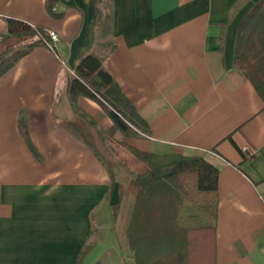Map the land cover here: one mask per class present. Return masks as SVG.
<instances>
[{
    "label": "crops",
    "instance_id": "1",
    "mask_svg": "<svg viewBox=\"0 0 264 264\" xmlns=\"http://www.w3.org/2000/svg\"><path fill=\"white\" fill-rule=\"evenodd\" d=\"M256 1L111 0V31L99 36L97 0H57L51 11L46 0H0V52L16 42L2 40L7 18L59 36L56 53L37 45L0 77V264H76L94 215L112 206L117 215V183L107 198V170L83 141L108 148L112 120L86 96L73 108L67 93L92 52L106 53L103 68L147 125L115 139L218 170L209 263L264 264V102L233 66L237 28Z\"/></svg>",
    "mask_w": 264,
    "mask_h": 264
},
{
    "label": "trees",
    "instance_id": "2",
    "mask_svg": "<svg viewBox=\"0 0 264 264\" xmlns=\"http://www.w3.org/2000/svg\"><path fill=\"white\" fill-rule=\"evenodd\" d=\"M110 2H96L106 10L102 13L100 7H95L99 36L111 31ZM56 3L57 0H46L47 10L51 11ZM6 21L2 40L15 38L16 42L0 52V77L33 47L45 45L48 38L47 29L11 18ZM102 46L108 52L114 43L107 41ZM105 54L92 52L79 60L67 93L73 108L79 96H86L99 102L112 120L107 137L114 147L113 153L98 142L83 141L107 170L110 178L107 198L111 186L117 183L119 203L115 224L120 247L131 252L133 264H210L205 246L214 231L218 170L199 155L156 154L114 138L117 132L123 137L138 136V131H147V125L103 68ZM233 66L243 72L264 102V0L254 3L237 28ZM114 89L118 95L109 98ZM67 128L82 139L72 124L68 123ZM20 129L24 132L21 124ZM26 135L24 132L29 143ZM125 204L129 209L123 216L121 209ZM111 209L114 215L115 207ZM186 209L197 210L190 219L185 218L191 224L181 219ZM81 253L82 250L76 264Z\"/></svg>",
    "mask_w": 264,
    "mask_h": 264
},
{
    "label": "rangeland",
    "instance_id": "3",
    "mask_svg": "<svg viewBox=\"0 0 264 264\" xmlns=\"http://www.w3.org/2000/svg\"><path fill=\"white\" fill-rule=\"evenodd\" d=\"M103 13L106 11L105 6ZM117 140V139H116ZM109 142V141H108ZM107 142V149L112 153L114 147ZM107 205V204H106ZM129 209V205L125 204L122 207V215H126V211ZM109 208H101L99 213L97 212L94 217V231L90 241L84 247L78 264H133L132 254L126 248H121L119 244V236L116 232L115 215H113ZM195 209H186L181 214L183 221L185 218L190 219L193 214H196ZM187 224H191V220ZM124 219H122V226ZM125 224V223H124Z\"/></svg>",
    "mask_w": 264,
    "mask_h": 264
},
{
    "label": "built area",
    "instance_id": "4",
    "mask_svg": "<svg viewBox=\"0 0 264 264\" xmlns=\"http://www.w3.org/2000/svg\"><path fill=\"white\" fill-rule=\"evenodd\" d=\"M46 33H47V37L48 38L45 41V46L49 50H51L52 52L56 53L57 52L56 43L59 40V36H58V34L54 30H51V29H47ZM143 136H145V135H143ZM261 252L264 254V246L261 248Z\"/></svg>",
    "mask_w": 264,
    "mask_h": 264
}]
</instances>
